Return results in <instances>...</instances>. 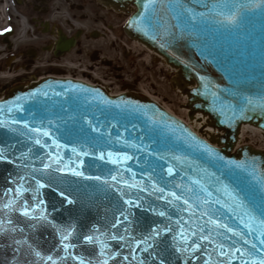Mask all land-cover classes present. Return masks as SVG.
Returning a JSON list of instances; mask_svg holds the SVG:
<instances>
[{"label":"water","instance_id":"95a60500","mask_svg":"<svg viewBox=\"0 0 264 264\" xmlns=\"http://www.w3.org/2000/svg\"><path fill=\"white\" fill-rule=\"evenodd\" d=\"M100 1L136 7L125 34L196 85L180 84L189 117L207 115L224 136L215 147L138 93L54 77L11 88L0 264H264V152L235 147L242 125L264 130V100L247 98L264 96V3ZM73 44L62 39L56 56Z\"/></svg>","mask_w":264,"mask_h":264},{"label":"rangeland","instance_id":"374dc122","mask_svg":"<svg viewBox=\"0 0 264 264\" xmlns=\"http://www.w3.org/2000/svg\"><path fill=\"white\" fill-rule=\"evenodd\" d=\"M2 4L3 1L0 0V33L5 31L6 34L11 31L14 34L8 37L11 46L5 44L4 39L6 37L0 35V96L3 89H7L14 85L15 79H17L19 74L21 76L27 75L26 70L24 71L25 67L21 66L25 64L29 66L27 65L28 59L25 57L26 55L21 56V52L27 50L29 46L36 41L32 26H30L24 41L20 39L21 13L19 14L16 7L9 8L7 13L6 11L1 13ZM93 8L96 11L97 21L108 23V25H114V33L111 37V41L107 42L109 45H104L103 49H101V54L104 55V57L109 56L111 62H108L112 65L111 69L109 68L106 70L110 82L108 87L113 92H116L127 86H133L136 92L144 91V93L155 98V100L170 109L174 114L186 119V114L183 111L184 108H181L184 105V98H182V94L178 92L177 88L174 87L172 80L173 75L169 74L167 68L161 69L163 65L157 60L153 61L150 66H147L143 60V53L130 50L127 58L124 55L122 42L126 43L127 38L123 33V27L127 17L125 15L116 16L115 14L103 11L96 1L94 3L93 1L91 2L90 9ZM84 14L88 16L86 11L84 13H78L76 10L70 13L66 8H62L60 9L59 20L67 21L70 24L75 22L82 25L87 22L83 18ZM130 44V41L127 42L128 47ZM111 45H113L114 49ZM101 47L102 45L99 46V48ZM42 56L40 60H43V63L40 64L39 61H37V64L33 63L36 64V66L30 70V74L36 70L39 65L50 63L51 60H49V58H53V56L49 54H43ZM73 57L76 56L74 55ZM77 59L79 60L80 58ZM10 63L11 65H9ZM17 66H19V68H16ZM37 71L38 73L34 76L36 78H42L46 74L40 69ZM34 77L32 76L30 78L33 79ZM126 79H128L130 83H128ZM245 141L248 140L245 139ZM249 142H253L260 147L264 146L259 142V139H253Z\"/></svg>","mask_w":264,"mask_h":264},{"label":"flooded vegetation","instance_id":"af4514ba","mask_svg":"<svg viewBox=\"0 0 264 264\" xmlns=\"http://www.w3.org/2000/svg\"><path fill=\"white\" fill-rule=\"evenodd\" d=\"M11 2L15 4L19 13L27 18L28 23L34 29L36 39L27 50L21 52V56L26 55L25 57L28 59L27 65H29L26 66L25 64L21 67H25L24 71L26 70L29 72H26V76H21L15 79L14 85L35 81L37 78L34 76L37 72H31L30 74L33 63L35 61H40L43 54H49L53 57L55 56V49L58 44L59 33L61 32L59 23L55 20L60 16V9L66 8L70 13L76 10L78 13H84L86 11L88 16L84 14L83 18L87 21L86 23L88 25H91L93 22L95 23V20H97L95 9H90L92 0H11ZM76 34L77 33L75 32L70 37H74ZM11 36L12 33L9 34L8 37ZM99 36L98 33L94 32H89V34L81 33L80 38L76 39L74 50L77 49L81 52L85 42L89 39H93V37ZM8 37L4 39V42L11 46ZM16 68H19V66ZM32 76L34 77L33 79L30 78ZM2 91L1 96L4 95L6 89H3Z\"/></svg>","mask_w":264,"mask_h":264},{"label":"bare ground","instance_id":"6f19581e","mask_svg":"<svg viewBox=\"0 0 264 264\" xmlns=\"http://www.w3.org/2000/svg\"><path fill=\"white\" fill-rule=\"evenodd\" d=\"M128 9L129 10H133V8H126L125 10H128ZM1 12L3 13V11H1ZM28 26L29 25L26 23L25 19H23V20L21 19L20 39H22V41H24L25 36L28 34V30L30 29ZM13 34L14 33H12V35ZM8 36L9 35H6V37H8ZM128 48L131 51H136L138 53H143L144 54V59L143 60H144V63L147 66H150L153 61H156V60L157 61H161V60H159V59H161V56L158 53H156L152 49L147 48L143 44L132 43V44H130V46ZM11 60H12V58H11ZM9 65H11V63ZM163 68H167V70L169 71V74L170 75H175L177 73V71H178L177 68L172 67V66L171 67L170 66L166 67L164 65V66L161 67V69H163ZM55 72H56V70H55ZM57 77L60 78V76H57ZM6 78H8V77H6ZM73 80L74 81H79L78 78H73ZM187 87H189V89H191V88H193V85H191V86L190 85H187ZM149 97L152 100L158 102L152 96H149ZM166 109H168V108H166ZM168 110L170 111V109H168ZM186 120L188 121V123L190 124V126L192 127V129L196 133H199V135L201 134L202 136H208L209 138H214V136H216L215 130H213L212 128H210V125H209L208 120H206V118L203 117V116H202V118H200V113L196 114V117L193 116L192 118H187ZM244 138L245 139H255V138H258L259 139V142L264 145V131L262 132L258 128H253V127H249V126H242L241 133H240V140L241 139H244ZM261 148H264V147H261Z\"/></svg>","mask_w":264,"mask_h":264},{"label":"snow or ice","instance_id":"6c2138e0","mask_svg":"<svg viewBox=\"0 0 264 264\" xmlns=\"http://www.w3.org/2000/svg\"><path fill=\"white\" fill-rule=\"evenodd\" d=\"M260 3H264V0H260ZM222 7H224V8H228L229 5L224 4V5H222ZM212 10H213V11H216L217 15L225 16V17L227 18L228 23L235 24L234 15L229 14V13H226V12H224V11H217V6H216L215 4L212 6ZM218 22H219V21H218ZM45 135H47V133H45ZM36 142L39 143V140H37ZM205 150H207V149H205ZM72 151L75 152L76 149H72ZM109 156H111V153H109ZM101 159H103V156H101ZM113 162H115V161H113ZM168 171H169V173H171L172 170L169 169ZM73 175H81V173L73 171ZM97 179H99V177H97ZM41 187H43V185H41ZM161 191H162V190H161ZM69 203H71V201H69ZM23 214H24V215H28V212L25 211ZM161 215H163V213H161ZM66 238H67V237H65V239H66ZM113 238L115 239V237H113ZM86 239H88L89 241H91V240H92V237H91V236H88V237H86ZM65 247L67 248L68 246L66 245ZM36 254H37L38 256L40 255L39 253H36ZM47 259H48V260H52V257L49 256ZM53 264H55V261H53ZM81 264H83V261H81ZM105 264H107L106 261H105Z\"/></svg>","mask_w":264,"mask_h":264}]
</instances>
